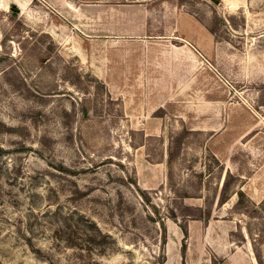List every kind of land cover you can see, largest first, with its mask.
<instances>
[{
  "label": "rangeland",
  "instance_id": "1",
  "mask_svg": "<svg viewBox=\"0 0 264 264\" xmlns=\"http://www.w3.org/2000/svg\"><path fill=\"white\" fill-rule=\"evenodd\" d=\"M253 185L264 0L0 7V264H264Z\"/></svg>",
  "mask_w": 264,
  "mask_h": 264
},
{
  "label": "crops",
  "instance_id": "2",
  "mask_svg": "<svg viewBox=\"0 0 264 264\" xmlns=\"http://www.w3.org/2000/svg\"><path fill=\"white\" fill-rule=\"evenodd\" d=\"M4 5H5L4 8H6V6L8 7V0H4ZM0 7H2L1 2H0ZM22 9H23V7H22ZM188 20H193V19H192V17H190V18H187L186 21H188ZM181 21L183 22L184 20H181ZM188 24L190 26H193L198 31V33L200 34V37H194V36H190V37H193L194 40L197 38L198 40H201L202 43L205 42L207 44L208 43V41H207V33H206L207 31L200 25V23H198L197 21L193 20L191 22H188ZM196 41L197 40H195V42ZM251 191H252V193L255 194L256 197H253L252 195L249 196L248 194L247 195L253 202L262 201V199L264 198V193H263L264 189L262 191V188H260V187L258 188V187L253 185L251 187ZM215 225H218L219 227L223 228V230H221V228L218 230L219 232L217 234H219V237H220L218 240H216V237L213 235V231H212V230H214L213 228H214ZM227 225H229L230 228L233 227V224H231V223H228V224H222V223L215 224L212 221L206 227L207 233H208V239H210V241H211V242H209V245L211 246L212 249H215L217 247H223V244L226 243L227 240L225 239V237L227 236L226 235L227 231L224 228H226ZM229 257H228V259H229Z\"/></svg>",
  "mask_w": 264,
  "mask_h": 264
},
{
  "label": "trees",
  "instance_id": "3",
  "mask_svg": "<svg viewBox=\"0 0 264 264\" xmlns=\"http://www.w3.org/2000/svg\"><path fill=\"white\" fill-rule=\"evenodd\" d=\"M195 209L199 210V214L198 215H195L197 217V219H201V220L204 219L205 222L208 223V221L210 220V217L204 215L203 208H195ZM180 227L182 228V230L184 232V235H185V238H186L188 236L187 224L186 223L185 224H180ZM160 228H162V231L164 233V240H166V226H164V224H163V226H161ZM184 249H185V244H183V246H182V253L184 252ZM163 256L165 257V261L162 264H165V262H166V255H163Z\"/></svg>",
  "mask_w": 264,
  "mask_h": 264
},
{
  "label": "bare ground",
  "instance_id": "4",
  "mask_svg": "<svg viewBox=\"0 0 264 264\" xmlns=\"http://www.w3.org/2000/svg\"><path fill=\"white\" fill-rule=\"evenodd\" d=\"M0 2H1V4H2V7H1V8L5 9V8H4V7H5V5H4V0H0ZM6 7H7V6H6ZM195 40H197L196 43H197L200 47H202V42H201V40H198L197 38H196Z\"/></svg>",
  "mask_w": 264,
  "mask_h": 264
},
{
  "label": "water",
  "instance_id": "5",
  "mask_svg": "<svg viewBox=\"0 0 264 264\" xmlns=\"http://www.w3.org/2000/svg\"><path fill=\"white\" fill-rule=\"evenodd\" d=\"M169 246V245H168ZM167 257H168V255H167ZM166 262H168V259H167V261Z\"/></svg>",
  "mask_w": 264,
  "mask_h": 264
}]
</instances>
